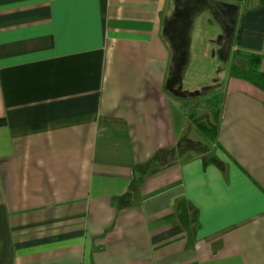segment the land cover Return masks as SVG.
<instances>
[{
    "label": "crops",
    "instance_id": "crops-1",
    "mask_svg": "<svg viewBox=\"0 0 264 264\" xmlns=\"http://www.w3.org/2000/svg\"><path fill=\"white\" fill-rule=\"evenodd\" d=\"M219 1L264 73V0ZM175 2L0 0V264H264V92L191 119Z\"/></svg>",
    "mask_w": 264,
    "mask_h": 264
},
{
    "label": "rangeland",
    "instance_id": "rangeland-1",
    "mask_svg": "<svg viewBox=\"0 0 264 264\" xmlns=\"http://www.w3.org/2000/svg\"><path fill=\"white\" fill-rule=\"evenodd\" d=\"M184 5L186 8L183 10V14L190 19L186 31L189 47L188 64L187 59L185 63L187 67L184 87L191 89L196 86L203 88L212 86L213 88L203 90L197 96L203 102L216 97L223 101V97H221L224 87L223 77H237L239 73L248 71V59L236 56L234 50L240 19L227 18L215 0H199ZM233 67L236 69L234 73ZM170 87L176 95L179 94L180 90L177 84ZM201 100L199 103L202 104Z\"/></svg>",
    "mask_w": 264,
    "mask_h": 264
},
{
    "label": "trees",
    "instance_id": "trees-1",
    "mask_svg": "<svg viewBox=\"0 0 264 264\" xmlns=\"http://www.w3.org/2000/svg\"><path fill=\"white\" fill-rule=\"evenodd\" d=\"M197 2L199 0H176V10L173 17L167 22L165 27V40L169 43L171 50L173 52V64L172 68L176 71L175 77L170 80V83H177L180 80V72L183 66L186 63L188 55L189 41L186 35L187 28L190 24V19L183 14V10L186 8V5L189 2ZM237 4H240L242 0H231ZM217 5L222 8L223 2L215 0ZM236 56H242L248 59V71L239 73L237 77L243 78L256 86L258 89L264 92V73L261 71V62L262 56L259 55H250L246 53L236 52ZM233 67V73L235 71ZM170 91V90H169ZM222 100L219 98H212L203 102L198 108H194L190 111L191 119L196 120V117L204 110H207L211 113L213 118L218 121L220 116ZM264 104V101H263ZM182 109L185 113H188V105H182ZM200 130L214 140L217 129L208 128L204 123H198ZM199 148V151L202 154H206L207 151H204V147L200 145H195L192 143H181L179 149L186 150L188 148Z\"/></svg>",
    "mask_w": 264,
    "mask_h": 264
},
{
    "label": "water",
    "instance_id": "water-1",
    "mask_svg": "<svg viewBox=\"0 0 264 264\" xmlns=\"http://www.w3.org/2000/svg\"><path fill=\"white\" fill-rule=\"evenodd\" d=\"M224 13L227 18L229 19H236L238 17V12H239V6L235 4H229V3H223L222 4ZM221 42V39L219 43Z\"/></svg>",
    "mask_w": 264,
    "mask_h": 264
}]
</instances>
